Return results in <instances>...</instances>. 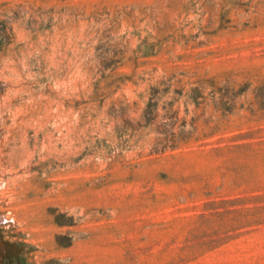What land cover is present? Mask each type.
I'll list each match as a JSON object with an SVG mask.
<instances>
[{
    "label": "rangeland",
    "instance_id": "obj_1",
    "mask_svg": "<svg viewBox=\"0 0 264 264\" xmlns=\"http://www.w3.org/2000/svg\"><path fill=\"white\" fill-rule=\"evenodd\" d=\"M0 264H264V0H0Z\"/></svg>",
    "mask_w": 264,
    "mask_h": 264
}]
</instances>
